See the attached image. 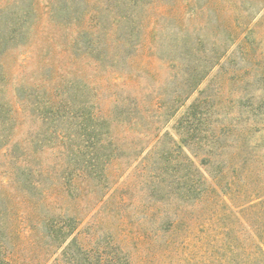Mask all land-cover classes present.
<instances>
[{
    "label": "trees",
    "instance_id": "obj_1",
    "mask_svg": "<svg viewBox=\"0 0 264 264\" xmlns=\"http://www.w3.org/2000/svg\"><path fill=\"white\" fill-rule=\"evenodd\" d=\"M196 1L0 0V128L9 110L6 60H22L20 50L38 33L50 45L61 39L64 54L72 44L75 63L102 68L86 78L75 68L68 87L63 78L36 87L46 91L34 105L37 121L53 128L60 146H71L68 164L60 187L45 196L20 176L0 181V231L9 224L7 235L0 233V264L22 258L25 264H134L138 245L147 253L153 247V264H167L171 255L180 262L170 264H185L197 254L200 264H264V99L256 107L255 92L238 90L234 109L245 101L252 117L226 121L217 113L219 91L209 90L214 80L248 83L249 68L262 70L264 88V65L242 60L246 66L228 67L236 61L226 60L219 26L209 32L214 50L208 51L199 36L204 24L185 28L187 13L200 7ZM169 22L176 32L169 58L160 62L174 70L165 84L171 89L154 94L153 87L148 107L125 103L119 80L136 63V40L161 23L167 30ZM28 100L19 99L18 112L33 105ZM146 119L154 138L144 150L127 154L111 136L103 139L115 124L137 127ZM76 180L89 191H79ZM12 186L20 187L17 198ZM93 197L96 205L83 216Z\"/></svg>",
    "mask_w": 264,
    "mask_h": 264
},
{
    "label": "rangeland",
    "instance_id": "obj_2",
    "mask_svg": "<svg viewBox=\"0 0 264 264\" xmlns=\"http://www.w3.org/2000/svg\"><path fill=\"white\" fill-rule=\"evenodd\" d=\"M204 2L206 3V10L201 13L199 8ZM198 3L200 7L195 12L187 13L185 28L194 30L197 26L204 24L199 36L204 41L208 51L214 50L209 43V32L219 26L220 31L215 34L219 36L222 42H226L229 48V57L226 60L236 61V64L230 63L228 67L239 69L241 66H246L247 61L243 62L242 60H260L264 65V0H197L196 4ZM167 25L166 30L164 23L159 24L157 29L150 35L144 36L141 35V32L140 36L145 37V39L139 36L140 38L136 40L138 48L131 52L132 56H135L133 60H136V63L125 67L124 74L126 75L119 80L122 83L119 93L125 103L126 100L132 102L137 100L141 105L148 107V101L153 100V87H156L154 94L156 92L167 94V91L171 89H168L165 84L174 75V70L160 62V60L169 58L166 51L172 48L171 36L176 32L170 22ZM189 35H193L191 31H189ZM247 36L250 39L249 42L246 41ZM36 37L37 39L28 48L20 50L22 60H20V57L18 60L8 59L3 68L5 76L10 78L7 85H5L7 91L5 95L3 94L9 102V110L4 114L7 123L0 128V144H5L0 151V181L6 180L8 182V178L13 180L20 176V180L27 179L30 183L34 182L36 190L39 193L42 192L41 194L45 196L51 192L52 188L58 189L60 187L59 178L68 164L67 157L71 146H60L54 139L55 135L52 134L53 128L48 127L47 124L40 125L38 123L34 105L35 102L44 99V92L46 91L42 88L35 89L40 86V80H62V78L63 86L68 87L67 84L74 79L73 72L75 68H78V72H80L78 74L80 76L82 74L85 78L86 75L98 76V72L102 68H94L93 65L86 62L77 61L75 63V60L72 59L74 53L72 44L64 54V52H60L61 39L59 45L55 40L56 45L53 42V45H50L46 41L45 34L38 33ZM235 43L237 45L232 46ZM244 44L246 46L242 47ZM43 45L45 47L41 48L40 46ZM247 73L246 80H248V83L246 84L238 81L221 82V80H214L210 84V94H212V90L213 93L215 90L220 93L222 111L217 112L220 118L225 116L226 121H229L231 118L238 117V122L239 119L243 122L252 117L248 113L250 106L245 101L240 103L243 105H240L239 108L236 103V109H234L236 96H240L237 93L238 90L241 91L247 88V90L255 92L256 107L260 104L259 101L264 99V88H262V83L259 80L261 77L259 74L262 73V70L251 71V68H249ZM68 89L71 90V87ZM27 97L33 105L24 104V109L18 112L19 99L24 100ZM239 109L242 110L243 114L238 116ZM182 113L183 111H181ZM151 114H153V110ZM150 124V119L142 121L137 127L130 126V124L124 125L123 123L115 124L110 128L109 133L105 132L103 139L107 140L111 136L114 143L124 153L133 154L130 151L144 150L147 145L153 144L154 134L149 127ZM73 127L68 125L71 133ZM131 156L135 157L136 154ZM19 164L24 167H19ZM75 182L79 191L84 193L89 191L87 182L81 180ZM10 192L11 194L15 193V198H17L21 193L20 187L12 186ZM33 193L36 192L32 191ZM9 196L13 195L9 194ZM97 201V198L94 197L89 200L81 214L85 216L90 212ZM132 214L135 216V213L132 212ZM137 219H139V216L134 217V220ZM5 225V228L0 231L3 234L2 236H4V233L6 236L9 232V224ZM148 226H153V222H150ZM150 251L147 253L143 248L139 249L138 245L134 264H153V247ZM171 262L178 263L180 259L171 255L167 260V264ZM184 263L200 264L199 254L194 257L188 256ZM17 264H25L23 258L18 259ZM154 264H163V261L158 259Z\"/></svg>",
    "mask_w": 264,
    "mask_h": 264
}]
</instances>
